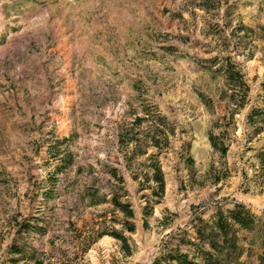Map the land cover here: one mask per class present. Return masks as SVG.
<instances>
[{"label":"rangeland","instance_id":"rangeland-1","mask_svg":"<svg viewBox=\"0 0 264 264\" xmlns=\"http://www.w3.org/2000/svg\"><path fill=\"white\" fill-rule=\"evenodd\" d=\"M254 110L264 0H0V264H152L166 242L190 248L181 236L218 206L264 217ZM254 251L242 258L260 264Z\"/></svg>","mask_w":264,"mask_h":264},{"label":"trees","instance_id":"trees-1","mask_svg":"<svg viewBox=\"0 0 264 264\" xmlns=\"http://www.w3.org/2000/svg\"><path fill=\"white\" fill-rule=\"evenodd\" d=\"M227 63L225 68L227 77L241 83V89L243 90L241 106H244L249 86L244 81L241 72L237 70L236 64L229 60ZM230 87L234 92L235 89H238L235 84H230ZM261 115H264V110H254L250 114L251 124L255 125L257 123L253 116L259 117ZM256 129L257 133H261L264 128L261 125L257 126ZM161 135L164 138H158L154 135L151 139L152 144L160 148L162 141L168 143L167 134ZM218 139L219 136L210 133V140L214 148L226 152L228 146L223 142L219 143ZM258 157L262 168L261 172L264 175V150L258 152ZM148 168L153 172L152 175L146 174L147 181L153 180L156 183V186L153 187L154 191L157 196L162 197L166 189V180L158 154L153 153L149 157ZM111 201L124 213L125 220L123 223L128 226V229L134 230L132 205L128 201L120 200L117 193H114ZM195 228L194 240L192 238L187 240L185 236H181L183 243L191 244L190 248L184 250L180 244L174 246L170 245V242H166L152 264H254V261L242 257L247 252L250 253L248 256L254 254L255 247L260 250L257 254L258 259L261 261L260 264H264V217L256 214L245 203L236 201L232 207L228 208L218 206L209 220L200 217L198 223L195 224ZM104 233L102 232L101 235ZM110 233L126 243L124 234L119 230L114 229ZM248 233H252L253 236L249 238L246 236ZM247 241L248 247L245 244Z\"/></svg>","mask_w":264,"mask_h":264}]
</instances>
